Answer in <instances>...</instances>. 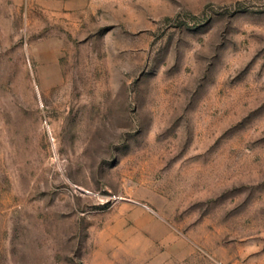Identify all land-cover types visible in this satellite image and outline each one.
Masks as SVG:
<instances>
[{
    "label": "rangeland",
    "instance_id": "obj_1",
    "mask_svg": "<svg viewBox=\"0 0 264 264\" xmlns=\"http://www.w3.org/2000/svg\"><path fill=\"white\" fill-rule=\"evenodd\" d=\"M0 264H264V0H0Z\"/></svg>",
    "mask_w": 264,
    "mask_h": 264
},
{
    "label": "crops",
    "instance_id": "obj_2",
    "mask_svg": "<svg viewBox=\"0 0 264 264\" xmlns=\"http://www.w3.org/2000/svg\"><path fill=\"white\" fill-rule=\"evenodd\" d=\"M45 1L49 7L59 9H83L85 8L89 0H39Z\"/></svg>",
    "mask_w": 264,
    "mask_h": 264
}]
</instances>
